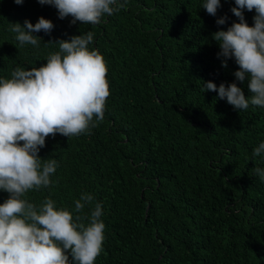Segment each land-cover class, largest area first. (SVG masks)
I'll return each mask as SVG.
<instances>
[{
	"label": "trees",
	"instance_id": "1",
	"mask_svg": "<svg viewBox=\"0 0 264 264\" xmlns=\"http://www.w3.org/2000/svg\"><path fill=\"white\" fill-rule=\"evenodd\" d=\"M233 4L221 0L224 25L200 0H123L101 23L80 25L37 0H0V76L46 63L57 50L47 41L88 31L107 63L104 119L78 136L46 137L38 155L57 160L54 183L26 194L72 208L89 192L102 204L95 264H264V182L254 173L264 162L252 156L264 140V108L237 111L214 91L201 93L202 80L235 79L238 66L221 67L211 37L237 19ZM253 15L245 11L250 25ZM40 16L52 32L36 33L37 49L17 46L9 23ZM237 83L247 96V83Z\"/></svg>",
	"mask_w": 264,
	"mask_h": 264
},
{
	"label": "clouds",
	"instance_id": "2",
	"mask_svg": "<svg viewBox=\"0 0 264 264\" xmlns=\"http://www.w3.org/2000/svg\"><path fill=\"white\" fill-rule=\"evenodd\" d=\"M21 5L23 0H13ZM57 10L59 19L70 23L96 25L123 6V0H37ZM221 0H200L199 8L224 25L226 15L217 16ZM237 18L226 28L211 34L218 46L217 58L223 68L229 59L238 66L231 82L202 80L201 93L214 91L234 110L249 105L264 108V0H234L230 8ZM245 11H254L253 23ZM54 24L38 17L35 23L10 22L17 46L40 47ZM94 33L88 31L68 39L49 40L57 50L49 52L40 66L12 69L0 76V192L8 193L0 202V264H95L103 250L105 223L100 202L89 192H81L73 207L59 205L50 196L39 203L26 194L49 188L58 168L54 158L38 153L46 137L61 134L78 136L104 119L110 94L107 63L102 53L91 47ZM241 84L246 82L248 95ZM252 156L264 162V140L252 148ZM264 182V167H255ZM87 209V212H85Z\"/></svg>",
	"mask_w": 264,
	"mask_h": 264
}]
</instances>
